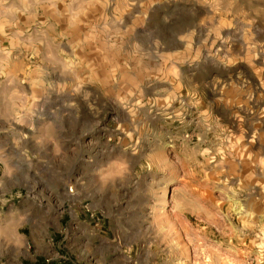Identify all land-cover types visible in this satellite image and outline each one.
I'll use <instances>...</instances> for the list:
<instances>
[{
    "label": "rangeland",
    "instance_id": "1",
    "mask_svg": "<svg viewBox=\"0 0 264 264\" xmlns=\"http://www.w3.org/2000/svg\"><path fill=\"white\" fill-rule=\"evenodd\" d=\"M0 264H264V0H0Z\"/></svg>",
    "mask_w": 264,
    "mask_h": 264
}]
</instances>
